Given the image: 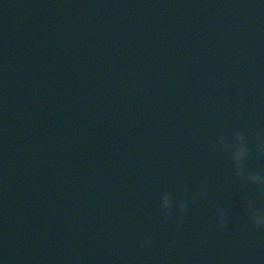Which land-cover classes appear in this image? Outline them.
<instances>
[{
  "label": "water",
  "instance_id": "1",
  "mask_svg": "<svg viewBox=\"0 0 264 264\" xmlns=\"http://www.w3.org/2000/svg\"><path fill=\"white\" fill-rule=\"evenodd\" d=\"M249 175L264 0H0V264H264Z\"/></svg>",
  "mask_w": 264,
  "mask_h": 264
},
{
  "label": "clouds",
  "instance_id": "2",
  "mask_svg": "<svg viewBox=\"0 0 264 264\" xmlns=\"http://www.w3.org/2000/svg\"><path fill=\"white\" fill-rule=\"evenodd\" d=\"M237 137L239 141V146L237 147L236 151L233 153V156L238 163H242L244 158L248 155L249 150L247 145L244 143L243 134L237 133ZM247 179L256 183H264V177L260 175H249ZM170 204H171V199L169 196L166 195L164 198V206L168 207ZM252 219L257 226L264 225V213L254 211L252 214Z\"/></svg>",
  "mask_w": 264,
  "mask_h": 264
}]
</instances>
